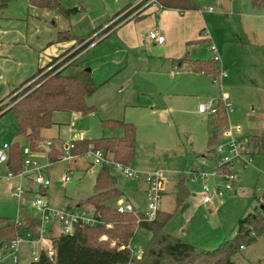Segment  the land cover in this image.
Instances as JSON below:
<instances>
[{
  "label": "rangeland",
  "instance_id": "374dc122",
  "mask_svg": "<svg viewBox=\"0 0 264 264\" xmlns=\"http://www.w3.org/2000/svg\"><path fill=\"white\" fill-rule=\"evenodd\" d=\"M1 1L5 4L2 12L11 18L0 19L3 29L10 31L3 34L5 46L0 56V100L46 65L48 53L42 49L41 41L50 37L53 39L59 31L71 30L79 36L88 35L107 24L126 5L135 2L59 0L72 10L70 16L66 17L54 8H29L27 0ZM192 3L203 12L206 30L213 40L191 45L188 49L193 58L202 59L212 57L217 52L221 59L215 65L219 70L217 75L210 74V78L196 76L187 73L185 67L176 68L177 62L172 64L162 57H148L150 52L141 50L135 51L140 55L138 58L131 53L130 64L125 66L126 53H120V43L114 35L91 46L84 56L85 66L90 68L93 80L99 86L87 99L89 104L96 105V111L86 116L80 114V118L74 121V127L84 138L93 139L124 134L122 126L103 127L102 119H124L135 124L137 151L132 165L139 173L135 178H128L118 171L113 172L118 179V186L139 209H146L144 187L148 173L160 172L169 180V192L172 194L180 177L183 174L188 176L191 168L200 163L199 157L207 153L212 120L197 115L195 109L199 102L218 96L221 87L229 93L234 107V112L227 116L228 124L220 128L221 139L225 137V130L233 128L235 134L241 137L264 133V6L254 8L251 0H235L234 4L230 0H192ZM210 7L213 8L212 12L208 11ZM143 25L147 31L153 27L150 21ZM97 35L100 34H94L95 37ZM249 42L254 44L250 46ZM75 51L68 52L65 57ZM121 57L123 60L118 61ZM175 68L177 73L173 75ZM219 68L234 77V85L228 84L226 79H222V85L219 84ZM136 70L141 72L136 74ZM43 73L45 71L24 86L14 89V93L0 106L7 105L5 109L9 108L12 97L37 82ZM119 74L123 80L108 78ZM128 77H132L130 85L125 82ZM168 107L171 109L169 113ZM67 112L54 113L55 124L42 132L45 141H55L59 145L61 140L73 139L74 132L70 125L72 119ZM16 130V116L13 111H7L0 117V148L4 144L11 146L19 142L27 157L29 140L24 135H16ZM36 158L41 166L48 165L46 170L52 180L48 199L52 203L59 201L66 206H76V203L84 201L94 192L100 165L91 167V161L85 159H80V165H77L63 160L52 161L46 155ZM69 168L74 169L72 179L62 183L60 179ZM233 170L236 191L227 192L222 202L216 201L210 210H190L185 213L180 210L171 219V225L176 228L184 224L187 227L185 235L189 237L191 234V241L198 246L216 248L225 238L237 234L241 218L261 211L259 197L262 192L258 189L264 190V155H254L248 164L242 160L237 161ZM8 172L6 164L0 165V215L18 220L20 199L12 197L10 185L5 180ZM218 180L224 183L222 179ZM212 181L211 178L209 182L212 184ZM22 183L26 186V180ZM189 184L192 189L193 184ZM169 198L170 195L164 199V208L162 206L159 212L172 211L173 204ZM28 200L29 197L24 207L29 214H37L32 202ZM151 236V231L138 227L130 248L134 252L142 251ZM42 247L41 243L21 244L18 264L32 262L33 253L38 254ZM3 256L4 264H16L9 250L0 255ZM233 259L235 264H264V234L256 242L247 244Z\"/></svg>",
  "mask_w": 264,
  "mask_h": 264
},
{
  "label": "trees",
  "instance_id": "16d2710c",
  "mask_svg": "<svg viewBox=\"0 0 264 264\" xmlns=\"http://www.w3.org/2000/svg\"><path fill=\"white\" fill-rule=\"evenodd\" d=\"M28 1L33 7L54 8L66 17H69L72 12L59 0ZM160 1L165 6L164 8H192L190 0ZM257 4L264 5V0H258ZM4 6L5 4L0 0V16ZM127 8L117 12L113 18ZM129 14L130 12L126 13L115 22L122 21ZM136 15V20L144 17L140 13ZM111 27L112 25L103 32L109 31ZM96 30L85 36H79L71 30L59 31L54 43L75 41L76 44H81L80 48L69 56L65 57L69 52L67 50L62 55L53 57L46 66L39 68L33 77L20 85V87L24 86L32 78L45 71L37 82L12 97L6 111L4 109L7 105L0 106V117L7 111L14 112L17 120L16 135H24L29 140L31 151L42 149L44 141L42 131L55 124L53 119L55 112L77 111L86 116L96 111V105H91L87 101L88 97L99 88L93 80L92 71L86 68L85 60L82 57L72 60L93 43L94 38L90 37ZM188 61H190L194 72H204L205 75H217L219 72L215 68L217 61L214 56L207 59H189ZM13 93L14 91L11 95ZM211 120L212 133L208 139L209 148L205 156L213 163L220 159L216 148L219 141L218 135L220 128L228 124V119L222 110ZM101 124L105 128L122 126L124 134L93 139H74L73 152L83 155L89 144L93 143L97 149L111 153L115 161L132 165L137 151L135 124L117 118L102 119ZM243 138L246 139L244 151L247 154L251 157L257 154L264 155V133ZM49 155L53 161L60 158V153L56 149H51ZM25 158L24 148L19 142H15L9 147L8 165L10 170L21 171ZM222 167L225 171H230L228 164H224ZM189 183L188 176L183 174L177 184L173 210L169 213L159 212L155 219L150 220L137 207L138 211L136 212L121 213L117 210L115 203L119 197L124 196V192L118 186V179L111 167L102 165L95 180L94 192L84 201L79 202L80 206H76L94 210L95 214L100 215L99 218L102 222L77 227L72 234L53 236L55 256L49 257L45 250H41L39 259L33 260L30 264H127L131 262L133 264H235L233 257L243 249L242 246L245 247L247 244L256 242L258 237L264 234V190L261 194L260 208L263 205L261 211L257 214L250 213L247 217L241 218L237 234L234 237H227L216 248L207 249L171 234L166 228L173 215L187 207L186 201L190 195ZM39 222V218L33 215L15 221L0 216V245L5 247L18 236H23L27 232L37 235L36 229ZM138 227L148 229L152 236L142 250V255L136 258L132 255L130 242ZM122 245L126 247L120 249Z\"/></svg>",
  "mask_w": 264,
  "mask_h": 264
},
{
  "label": "built area",
  "instance_id": "2783aa9c",
  "mask_svg": "<svg viewBox=\"0 0 264 264\" xmlns=\"http://www.w3.org/2000/svg\"><path fill=\"white\" fill-rule=\"evenodd\" d=\"M150 6H156L159 10H162L165 7L160 0H138L137 3L129 6L113 21L119 20L128 12H130L128 17H133ZM150 37L157 43H164L166 40L165 36L157 28L150 31ZM2 44V36L0 34V48L2 47ZM214 59L215 61L220 60L217 52H214ZM226 76L227 73L221 71V82H219V84L222 85V79ZM229 98V93L222 90L218 97H213L208 101L199 103L198 111L214 117L223 110L226 115H229L234 112V107L229 102ZM224 132L226 140L219 142L216 146L220 159L212 163L204 156L199 164L191 168L188 175L189 182L199 186L198 189L193 191V195L200 196L202 202L205 204L214 203L216 200L220 201L227 192L236 191V178L233 170L236 162L240 160L245 164L251 162V156L244 151L246 139L236 135L234 128L231 130H225ZM44 144L51 146L53 142L45 141ZM9 147L8 144H4V146L0 148V163L8 162ZM74 148L75 142L73 140L69 141L63 148V152L60 154L59 159L72 162L81 157L85 160L91 161L94 165H109L112 171H118L128 178H135L139 173V171L134 169L132 165H125L115 161L111 153L102 149H97L93 143L89 144L87 151L83 155L74 153ZM224 164L229 165L230 171L228 173L222 167ZM72 174H74L73 170L69 169L67 174L60 179L61 182L66 183L71 181ZM28 175L32 176L33 185L37 188L32 189V186H23L21 183H18L13 187L12 195L18 199H23L25 194L30 193L32 195V205L36 209V216L39 218L40 222L36 229L37 235L33 232H27L23 236H18L11 242V244L5 246V249L9 250L11 254L15 256V262L18 261L17 254L20 251L21 244L24 242L34 244L45 243V247L41 248L38 254L36 252L33 253L34 260L39 259L41 250H45L49 257H53L56 254L55 245L52 240L55 232H58L57 235L72 234L77 227L95 225L102 222L99 218L100 215L95 214L94 210L76 206L57 207L52 205L41 192L42 188H48L52 184V180L45 174L44 166H41L31 155L25 158L21 171L13 172L12 170H9L7 177L21 180ZM211 178L213 179L212 184L209 182ZM218 179H222L224 183L221 184ZM145 180L147 184L146 209L141 210L140 212H142L147 219L153 220L158 216V213L161 210L166 179L160 172H150L146 175ZM258 191L262 192L260 188ZM259 202L260 204L262 202L261 196L259 197ZM115 207L121 213L138 211L136 205L125 196H121L117 199ZM125 247V245H122L120 246V249H124ZM242 248H244V246H242ZM131 251L132 255L136 258H139L142 255L141 250L134 252L131 249ZM127 264L133 263L131 262Z\"/></svg>",
  "mask_w": 264,
  "mask_h": 264
},
{
  "label": "crops",
  "instance_id": "0c3cea01",
  "mask_svg": "<svg viewBox=\"0 0 264 264\" xmlns=\"http://www.w3.org/2000/svg\"><path fill=\"white\" fill-rule=\"evenodd\" d=\"M230 1H231V3L234 4L235 0H230ZM257 1L258 0H251V3L254 6V8H256V7L260 8V7L264 6V5L259 6L257 4ZM137 2H138V0H135V2L126 5V7H129L132 4H135ZM190 3H191V7H192L190 9L164 8L162 10H159V9H157L156 6H150L149 8L145 9L144 11H142L143 14H141V15H143L144 17L142 19H140V20H136L135 19V17L137 15L133 16V17H128V15H127L122 21L115 22V21H113L117 17L116 16L115 18H113L114 15L116 14L115 13L113 15V17L108 21L107 24L102 25L99 28H97V30L90 37V38H94L93 43L91 45H89L86 49L81 51L78 55H76V57L77 58L82 57L84 59L85 54L87 52H89L91 46L95 45L96 43H100L103 40H106V39H108V38H110V37H112L114 35L119 40L120 53H126L125 64L123 63L125 66H128L130 64L129 55L131 53H133V55L138 58V57H140V55L138 53H136L135 51H137V50L140 51L141 50L142 52L143 51L144 52H150L148 57H153V58L162 57V58L167 59L169 61V63H172V64L174 62H177L178 64L175 67L176 68L177 67L178 68L185 67V71L186 72L188 71L187 73H191V74L196 75V76L202 75L203 77H209L208 75L192 71V65H191L190 61H188L189 59H192V60L202 59V58H193L191 56V54H190L189 49H188L189 46L196 45V44H201V43H204V42H211L213 40L212 37H210V34L206 30V21H205V18L203 17V12L199 9V7H197L196 5H194L192 3V0H190ZM27 4H28L29 8L33 7V6H31L29 4V1L27 2ZM208 11L212 12L213 8L210 7V9ZM8 18L10 19L11 17L5 15V13L2 12V15L0 16V19H8ZM149 21H150L151 24H153V27H151L147 31V29L146 30L144 29L145 27H144L143 23H146V22H149ZM0 23H1V21H0ZM110 25H112L111 29L109 31H107V32H103ZM156 28L165 36L166 40H165L164 43H157L150 37V31L153 30V29H156ZM9 32L10 31H8V29H3L2 25L0 24V34L2 36V42H3L2 47L0 48V56L2 55L3 46H5L3 34H7ZM95 33L96 34L99 33L100 35H97V37H95L94 36ZM57 34L58 33H56V35H54L55 37H53V39L50 37V38H47V39H44L43 41H41V43L43 45L42 49L46 53H48V57H46V60H47L46 65L51 61V59L53 57L60 56L64 52H66L67 50H69V52H71L72 50H74V51L78 50L80 48V46H81V44H76L75 41L55 42L54 43V40L57 37ZM242 42L244 43V41H242ZM252 44H254V43L249 42L248 45L251 46ZM139 51H137V52H139ZM203 59H207V58H203ZM117 60L121 61V60H123V57H121L120 59H117ZM46 65H44V66H46ZM217 67H219L218 64H217ZM176 68L174 69V71H172L173 75L177 73ZM139 72H141V71H137V70L135 71L136 74H138ZM108 78H110V79H114L115 78V79H119V80H123L124 79L122 77V75H120V74L119 75H110V77H108ZM130 79H132V77H128V78L125 79V82H126L127 85H130V83L132 82V80H130ZM224 79L227 80L228 84H231V85L235 84L234 77L231 76L228 73H227V76L223 78V80ZM223 80H222V82H223ZM19 86H17V87H19ZM16 88H14V89H16ZM14 89H12L9 92V94L6 97H4L2 100L4 101L6 98L10 97L11 93L14 91ZM221 92H222V87H221ZM221 92H220V94H221ZM218 96H213V97H218ZM2 100H0V101H2ZM201 102H203V101H201ZM201 102H199V103H201ZM229 102L233 105V103L230 101V98H229ZM199 103H198V105H199ZM7 109H4V111H6ZM167 112L168 113L171 112V109L169 107L167 108ZM55 113H57V112H55ZM67 113H69L71 115V119H72L71 123H70L71 129L74 132V137H73L72 140H74V139H83L84 135L82 133H79L74 127V121L80 118V114L81 113L77 112V111H71V112H67ZM195 113L197 115L201 116V117L206 116L208 119L209 118H211V119L213 118L212 116H209L207 114L200 113L198 111V106L195 109ZM54 116H55V114H54ZM227 116L229 117V115H227ZM228 121H229V119H228ZM44 130H46V129H44ZM211 133H212V131L210 132V135H211ZM218 137L220 139L218 141V143L221 142V141H225L226 140V137H224L222 139H221V137L219 135H218ZM69 141H71V140H69ZM69 141L61 140L60 141L61 144H59V145H57L55 141H52L53 144L51 146H47L46 144H44L45 143V139H44V142L42 143V149L41 150H38V151H31L30 149H26V150H28L29 151V155H31L35 159H37L36 156L42 157L44 155H46L47 158L51 159V157L49 155V151L51 149H56L61 154L63 152V148L65 147V145ZM24 151H25V149H24ZM204 156H205V153H203L199 157L200 162H201V160H202V158ZM80 159H84V158L80 157V158H78V159H76V160H74L72 162H74L77 165H80V161H79ZM68 163H70V162H68ZM2 164H6L7 168L9 169L8 162L0 163V165H2ZM89 164L91 165V167H94L96 165V164L94 165L92 162H90ZM47 166L48 165L44 166L45 174L47 173L46 175H48V172L46 170ZM69 169H72L73 172H74L73 168H69ZM69 169H68V171H69ZM87 170L91 171L90 169H87ZM5 180L8 181L7 183L10 185L11 192H12L13 187L16 184H18L19 182H21V184L23 185V183H22L23 180H26V186H30V187L32 186V189H36L37 188L32 183L33 180H32V176L31 175H28V176H26L25 178H23L21 180H19V179H11V178H8L6 176ZM179 180H178V182H179ZM145 182H146V180H145ZM178 182L176 183V190H174V192L171 194V192H169V187H168L169 186V180L166 179L165 191H164V195H163V198H162V206H163V208H164V204H165L164 203L165 202L164 199L167 196H169V195L171 197V198H169V200L173 204V208H174V206H175V195H176V192H177V184H178ZM49 187L41 189V192L46 196L47 199H48V194H49ZM189 188H190V184H189ZM198 188H199V186L196 185V184H193L192 189L190 188V195H189V198L186 201L187 207L184 210L180 209L181 212L185 213V212H188L190 210H192L193 212H197V211H199L201 209H206V210L209 209L210 210V209H212L215 206L216 201H219V200H216L214 203H211V204L203 203L202 199L200 198V196H194L193 195V191H195ZM146 190H147V184L145 183V187H144V193L145 194H146ZM27 195H29V196H27ZM27 195L23 199H20L19 206H18L19 219H22V218H24V217H26L28 215H32V214H29L28 213V209L25 208L26 207L25 206V202L27 200V197H29V200L32 202L31 194L28 193ZM124 196L127 197L125 194H124ZM12 197H14V196H12ZM14 198H16V197H14ZM220 202H222V200H220L217 203H220ZM51 204L54 205V206H57V207L66 206V205H63V203L59 202V201H57V202L53 201V203L51 202ZM68 206H70V205H68ZM76 206H80L79 203H76ZM162 206H161V208H162ZM70 207H75V206H70ZM136 207H137V205H136ZM173 208L171 210H173ZM139 210H144V209H139ZM180 210L178 212H180ZM163 212L165 213L167 211H163ZM0 216L8 217L7 215H0ZM33 216H36V214H34ZM8 218H10L12 221H15V219L12 218V217H8ZM187 221H189V218L187 219ZM166 228L171 234H173L175 236H178V237H181L184 240H186V241L188 240V242H191V243L195 244V242L191 241L192 239H190V238H192L191 234L189 235V237L187 235H185L187 227H184V224L181 225L180 227L176 228L173 225H171V220H170V222L168 223ZM57 233L58 232H55L53 236L57 235ZM24 243L33 244L34 245V243H30V242H24ZM42 245H43V247H45V243L42 244ZM6 251L7 250L5 249V247L0 245V255L2 253H5ZM17 257H18V254H17ZM4 258H5V256L0 257V264H4ZM14 259H15V256H14ZM14 262H15V260H14ZM15 263L18 264L19 263V259Z\"/></svg>",
  "mask_w": 264,
  "mask_h": 264
},
{
  "label": "water",
  "instance_id": "95a60500",
  "mask_svg": "<svg viewBox=\"0 0 264 264\" xmlns=\"http://www.w3.org/2000/svg\"><path fill=\"white\" fill-rule=\"evenodd\" d=\"M90 70V68H88ZM261 208H263V205H261Z\"/></svg>",
  "mask_w": 264,
  "mask_h": 264
}]
</instances>
